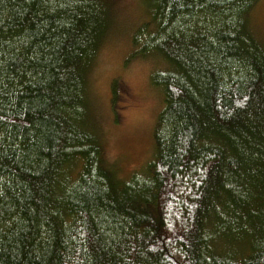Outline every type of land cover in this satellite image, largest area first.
Masks as SVG:
<instances>
[{
	"label": "trees",
	"instance_id": "1",
	"mask_svg": "<svg viewBox=\"0 0 264 264\" xmlns=\"http://www.w3.org/2000/svg\"><path fill=\"white\" fill-rule=\"evenodd\" d=\"M260 1L148 0L133 56L162 58L163 107L123 178L87 83L110 2L0 0V264H264Z\"/></svg>",
	"mask_w": 264,
	"mask_h": 264
},
{
	"label": "rangeland",
	"instance_id": "2",
	"mask_svg": "<svg viewBox=\"0 0 264 264\" xmlns=\"http://www.w3.org/2000/svg\"><path fill=\"white\" fill-rule=\"evenodd\" d=\"M108 1L111 27L87 76L88 96L105 162L126 178L155 153L154 131L163 93L153 86L151 77L163 70L164 62L154 55L148 59L133 56L136 29L152 16L148 0ZM251 24L264 42V0L251 13ZM114 81L120 82L116 98Z\"/></svg>",
	"mask_w": 264,
	"mask_h": 264
}]
</instances>
